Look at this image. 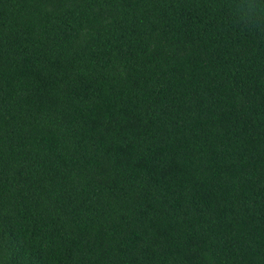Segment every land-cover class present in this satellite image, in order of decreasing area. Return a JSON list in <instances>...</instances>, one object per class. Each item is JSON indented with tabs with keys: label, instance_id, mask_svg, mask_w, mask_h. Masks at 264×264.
Listing matches in <instances>:
<instances>
[{
	"label": "trees",
	"instance_id": "trees-1",
	"mask_svg": "<svg viewBox=\"0 0 264 264\" xmlns=\"http://www.w3.org/2000/svg\"><path fill=\"white\" fill-rule=\"evenodd\" d=\"M0 264H264V34L0 0Z\"/></svg>",
	"mask_w": 264,
	"mask_h": 264
},
{
	"label": "clouds",
	"instance_id": "clouds-1",
	"mask_svg": "<svg viewBox=\"0 0 264 264\" xmlns=\"http://www.w3.org/2000/svg\"><path fill=\"white\" fill-rule=\"evenodd\" d=\"M223 5L236 27L264 34V0H223Z\"/></svg>",
	"mask_w": 264,
	"mask_h": 264
}]
</instances>
